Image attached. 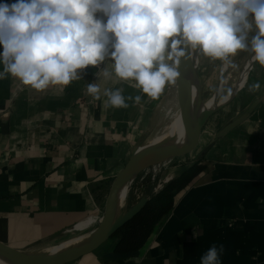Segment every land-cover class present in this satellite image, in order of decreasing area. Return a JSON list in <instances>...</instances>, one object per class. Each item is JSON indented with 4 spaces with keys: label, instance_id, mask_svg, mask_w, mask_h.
I'll return each instance as SVG.
<instances>
[{
    "label": "crops",
    "instance_id": "obj_1",
    "mask_svg": "<svg viewBox=\"0 0 264 264\" xmlns=\"http://www.w3.org/2000/svg\"><path fill=\"white\" fill-rule=\"evenodd\" d=\"M207 60H200L203 70ZM104 66H89L82 79L43 91L10 75L0 79L1 242L34 251L72 239L55 242L70 230L93 231L113 180L134 149L146 144L170 86L158 99L144 96L139 104L114 108L104 103V89L141 93L130 87L134 81L113 75L101 77V99H93L87 84L98 82L95 73ZM247 80L223 107L238 104L222 128L241 115L245 120L223 135L220 128L200 150L195 164L202 170L177 194L140 255L105 259L117 244L113 238L67 264H199L213 244L223 245L222 264H264V66L255 62ZM257 81L261 88L250 91ZM166 174L171 180L182 172Z\"/></svg>",
    "mask_w": 264,
    "mask_h": 264
},
{
    "label": "clouds",
    "instance_id": "obj_2",
    "mask_svg": "<svg viewBox=\"0 0 264 264\" xmlns=\"http://www.w3.org/2000/svg\"><path fill=\"white\" fill-rule=\"evenodd\" d=\"M0 45V79L10 75L43 91L66 87L82 79V70L105 64L87 93L101 99V77L134 81L130 87L139 95L103 90L106 105L127 108L144 96L158 99L194 53L231 64L232 57L248 52L264 66V0L0 2ZM260 88L259 81L249 86ZM223 252V245L213 244L199 264H222Z\"/></svg>",
    "mask_w": 264,
    "mask_h": 264
},
{
    "label": "water",
    "instance_id": "obj_3",
    "mask_svg": "<svg viewBox=\"0 0 264 264\" xmlns=\"http://www.w3.org/2000/svg\"><path fill=\"white\" fill-rule=\"evenodd\" d=\"M189 63L190 62H186L180 65V76L177 78L179 94L180 96L182 95V99L186 101V103H189L191 105L192 113L194 114V118L191 120V122L187 123L184 127L182 133V149L175 150L173 147L168 146L167 143H163L152 150H145L143 148L144 146H138L134 149L124 168L118 173V175L115 177L111 184L109 193L106 198L103 215L99 221L98 226L93 231H91L93 232V237L90 242L85 246H73L68 250L62 252L46 253L21 250L0 241L1 253H4L17 264H67L70 262H74L80 259L81 257L98 250L109 240L115 238V235L118 230L121 229L135 215H137L150 200V195H146L141 198L138 202L133 204L131 207H127L129 206L128 196L120 212H117L116 202L119 192L123 185L131 181L129 183V187H131L133 180L142 171L153 166L160 165L161 163L173 159L175 157L184 155L189 151H193L197 147L202 129L205 126L209 117L214 112L220 110L226 105H221L214 111H202L199 108L198 102L205 101L202 95V91H199L196 97V94L193 89L189 88L185 83V74L187 72ZM238 92L239 91L235 92L234 96L230 99V101L237 95ZM245 118V115H241L235 120L229 122L220 130L219 135H223L232 131L238 125H240L245 120ZM196 121H198L199 124L195 129L192 130V123ZM207 150L208 148L205 151ZM139 255L140 251L119 253L116 251L115 246L113 251H110L105 254V259H128L131 257H137Z\"/></svg>",
    "mask_w": 264,
    "mask_h": 264
},
{
    "label": "rangeland",
    "instance_id": "obj_4",
    "mask_svg": "<svg viewBox=\"0 0 264 264\" xmlns=\"http://www.w3.org/2000/svg\"><path fill=\"white\" fill-rule=\"evenodd\" d=\"M253 33L250 34L253 35ZM251 53L248 52H240L235 57L231 58V64H229L228 70L223 72L224 62H221L219 60H212L208 58L207 62H209V66L203 70L201 66V59L203 58V55L197 54L196 61L198 59V75L202 82V95L204 100L208 99L215 91H217L219 87V79H224L225 84L224 87L221 90V96L223 94L230 92L232 89V84L236 80L237 76L241 72L243 68L244 61L250 56ZM201 56V59H200ZM205 58V56H204ZM207 59V57H206ZM248 82V80H247ZM169 90H168V98L162 105L161 112L159 114V120H157L152 128L150 129V136L147 139V142L153 139L158 133H161L164 130V127L171 121L170 117L173 115L175 110L179 107L178 103V97L176 92V86L177 84H169ZM247 86V83H246ZM233 104V103H232ZM231 104V105H232ZM178 105V106H177ZM229 105L226 108H221L220 110L214 112L209 119L207 120L205 126L202 129L201 132V139L202 143L200 144V147L198 150L195 151H189L185 153L184 155L175 157L173 159H170L168 164L166 166H160L159 170L157 166L153 167V169L148 168L144 171H142L132 182L129 192V206L131 207L133 204L138 202L141 198H143L146 195H151L154 192L155 188H157L160 184V182L167 176L166 173L173 171L177 168V172H185L189 168H191L195 162L198 160L200 156V150L205 146V144L211 140L213 135L217 133V131L222 128L223 124L236 113L238 110V104L235 105L234 109L232 106ZM237 109V110H236ZM157 117V116H156ZM168 122V123H167ZM163 129V130H162ZM200 139V140H201ZM208 139V140H207ZM146 142V143H147ZM145 144L141 145L144 146ZM164 162V163H165ZM163 164V163H161ZM173 177H175L173 175ZM175 179V178H173ZM171 179V180H173ZM170 180V181H171ZM169 181V182H170ZM99 224V223H98ZM96 228V227H95ZM94 228V229H95ZM90 234L89 232H84L81 234H78L77 231L70 230L68 233H65L60 239L56 240L55 242H61L65 239L72 238L67 241H63L56 245H48L42 249L34 250L32 252H44V250L48 251L50 249H53L57 246L64 245L70 242H74L76 240L82 239Z\"/></svg>",
    "mask_w": 264,
    "mask_h": 264
},
{
    "label": "bare ground",
    "instance_id": "obj_5",
    "mask_svg": "<svg viewBox=\"0 0 264 264\" xmlns=\"http://www.w3.org/2000/svg\"><path fill=\"white\" fill-rule=\"evenodd\" d=\"M198 53L193 54V59L190 61L187 72L185 74V83L186 85L193 89V91L197 94L199 91H202V82L199 78L198 75V59L196 61ZM251 55L244 61L243 68L239 75L237 76L236 80L232 84V89L228 93H224L223 96H221V90L224 87L225 80L224 79H219V87L217 91H215L208 99L202 102H198V106L202 111H214L221 105H225L228 102H230V99L234 96L235 92L240 91L241 88L245 85L248 75L250 74L255 62L252 60ZM229 68V64L224 63L223 67V72L226 73V71ZM249 73V74H248ZM177 84V81L176 83ZM176 92H177V97H178V103L179 107L175 110L173 115L170 117L171 121L164 127V130L161 133H158L153 139L148 141L144 145L145 150H152L159 145L163 143H167L168 146L173 147L175 150H180L183 147L182 143V133L184 130V127L186 126L187 123L191 122V120L194 118V114L192 113V107L189 103H186L182 98V95L180 96L179 94V89L178 86H176ZM180 97V101H179ZM183 100V101H182ZM178 106V105H177ZM199 122L196 121L192 123V130L195 129L198 126ZM162 164L156 165L158 170ZM167 179V180H166ZM163 179L155 192L159 191L166 182H168L170 179L166 178ZM131 181H129L130 183ZM129 183H125L123 187L121 188L117 202H116V211L120 212L122 207L124 206L127 197L129 196L130 192V187ZM84 226H82V229ZM93 237V232H90L89 235L86 237L76 240L74 242H70L64 245L57 246L53 249L50 250H44L46 253H58L62 252L65 250H68L69 248L73 246H85L87 245L90 240ZM0 264H17L16 262L12 261L8 256H6L4 253L0 252Z\"/></svg>",
    "mask_w": 264,
    "mask_h": 264
},
{
    "label": "trees",
    "instance_id": "obj_6",
    "mask_svg": "<svg viewBox=\"0 0 264 264\" xmlns=\"http://www.w3.org/2000/svg\"><path fill=\"white\" fill-rule=\"evenodd\" d=\"M202 168L201 164H194L178 178L166 183L159 192L151 194L150 200L141 211L116 233L115 238H118L116 251L119 253L140 251L156 226L174 208L177 194L190 183Z\"/></svg>",
    "mask_w": 264,
    "mask_h": 264
},
{
    "label": "built area",
    "instance_id": "obj_7",
    "mask_svg": "<svg viewBox=\"0 0 264 264\" xmlns=\"http://www.w3.org/2000/svg\"><path fill=\"white\" fill-rule=\"evenodd\" d=\"M162 188H163V187H162ZM156 189H157V188H155V190H156ZM155 190H154V191H155Z\"/></svg>",
    "mask_w": 264,
    "mask_h": 264
}]
</instances>
